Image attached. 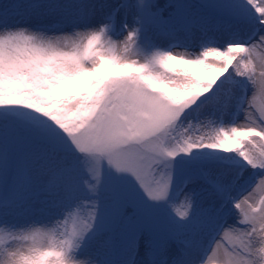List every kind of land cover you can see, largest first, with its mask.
<instances>
[{
    "label": "snow or ice",
    "instance_id": "6c2138e0",
    "mask_svg": "<svg viewBox=\"0 0 264 264\" xmlns=\"http://www.w3.org/2000/svg\"><path fill=\"white\" fill-rule=\"evenodd\" d=\"M0 264H264V0H0Z\"/></svg>",
    "mask_w": 264,
    "mask_h": 264
},
{
    "label": "rangeland",
    "instance_id": "374dc122",
    "mask_svg": "<svg viewBox=\"0 0 264 264\" xmlns=\"http://www.w3.org/2000/svg\"><path fill=\"white\" fill-rule=\"evenodd\" d=\"M208 59H214V57H208ZM186 67H191V66H186ZM195 70V69H193ZM37 227H39V225H37Z\"/></svg>",
    "mask_w": 264,
    "mask_h": 264
}]
</instances>
